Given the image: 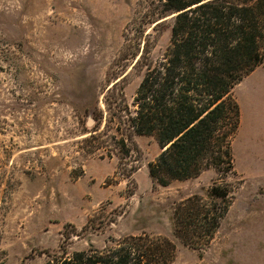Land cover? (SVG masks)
Here are the masks:
<instances>
[{
  "label": "rangeland",
  "instance_id": "374dc122",
  "mask_svg": "<svg viewBox=\"0 0 264 264\" xmlns=\"http://www.w3.org/2000/svg\"><path fill=\"white\" fill-rule=\"evenodd\" d=\"M161 1L0 0V264H45L63 248L70 255L143 233L174 244L171 264H264V90L242 107L235 174L225 180L208 168L158 185L147 171L159 153L153 137H132L138 151L125 156L117 118L96 134L109 118L107 85L117 81L114 94L122 88L132 113L144 63L169 44L172 15L154 21ZM253 79L264 84V67L233 87L236 101ZM224 181L233 196L212 239L183 244L174 207L197 195L212 209L209 189Z\"/></svg>",
  "mask_w": 264,
  "mask_h": 264
},
{
  "label": "trees",
  "instance_id": "16d2710c",
  "mask_svg": "<svg viewBox=\"0 0 264 264\" xmlns=\"http://www.w3.org/2000/svg\"><path fill=\"white\" fill-rule=\"evenodd\" d=\"M154 14V21L172 15L169 44L159 60L144 63L132 113L122 88L114 94L117 81L107 85L103 102L109 118L96 134L102 136L117 118L118 153L125 156L138 151L132 137H153L159 153L147 171L158 185L197 177L208 168L225 180L235 174L231 143L240 120L232 89L264 67V0H163ZM102 114L97 109L98 125ZM231 189L226 181L210 187L212 209L197 195L181 201L173 209L174 235L185 245H192L194 235L210 242L230 206ZM111 240L113 245L102 249L48 253L45 264H171L175 257L174 244L163 236L143 233Z\"/></svg>",
  "mask_w": 264,
  "mask_h": 264
},
{
  "label": "crops",
  "instance_id": "0c3cea01",
  "mask_svg": "<svg viewBox=\"0 0 264 264\" xmlns=\"http://www.w3.org/2000/svg\"><path fill=\"white\" fill-rule=\"evenodd\" d=\"M254 71H255V69L252 72H250L248 75L243 77L242 80L243 79L248 80V78L251 77V75L254 73ZM241 81H239V82H241ZM263 90H264V84L263 83H260V84L256 83V81L254 79L249 81V86L245 89L244 102H241L240 99H237L238 101H236L238 104V107H239L240 115L242 112L243 105L245 106L247 103H251V104L252 103L254 104L255 102L257 103L260 100V97L262 96L261 94H262ZM239 123H240V120H239ZM257 125H258V128H260L262 126L260 123H258ZM253 130L255 132H258L257 127L254 128Z\"/></svg>",
  "mask_w": 264,
  "mask_h": 264
},
{
  "label": "water",
  "instance_id": "95a60500",
  "mask_svg": "<svg viewBox=\"0 0 264 264\" xmlns=\"http://www.w3.org/2000/svg\"><path fill=\"white\" fill-rule=\"evenodd\" d=\"M92 122H93L92 119H88V121H87L88 125H90Z\"/></svg>",
  "mask_w": 264,
  "mask_h": 264
}]
</instances>
